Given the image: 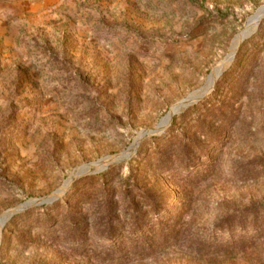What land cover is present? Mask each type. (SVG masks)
<instances>
[{
    "label": "rangeland",
    "instance_id": "374dc122",
    "mask_svg": "<svg viewBox=\"0 0 264 264\" xmlns=\"http://www.w3.org/2000/svg\"><path fill=\"white\" fill-rule=\"evenodd\" d=\"M263 6L0 0V264H264Z\"/></svg>",
    "mask_w": 264,
    "mask_h": 264
},
{
    "label": "bare ground",
    "instance_id": "6f19581e",
    "mask_svg": "<svg viewBox=\"0 0 264 264\" xmlns=\"http://www.w3.org/2000/svg\"><path fill=\"white\" fill-rule=\"evenodd\" d=\"M257 14H258V13H257ZM262 18H264V13L259 12V14L256 15V17L250 22V25L248 26V28H246L242 33H240L239 36L236 38V40H235V42H234V44H233V46H232V49H231V51H230L231 54L229 53L230 56L228 55V57H227L224 61H222V63H224V62L227 61V60H230V59L232 58V56L234 57V55H235L234 53L236 52V50H237L238 47L240 46L241 41L244 39V37H246V35H247L249 29H250L253 25L258 24L259 21H260ZM231 60H232V59H231ZM204 96H205V94H198V93H195V94L191 95V97L188 99V101H186V102H184V103H182V104H180V105H177V104L174 105V106L172 107L171 112L169 113V116H168L167 118H165V119L162 121V123L159 124V125L157 126V127H158V131H157V132H158V133H162V132L168 127L169 123L171 122V120H172V119H171L172 116L174 117V115H175L176 113H179L181 109H183V108H188V107H190V106H192V105L198 103V102H199ZM140 141H141V135L139 136L138 140L135 142V144L133 145V147H132V148H131V149H130L125 155H123L119 160H122V161L127 160V159L132 155L134 149L136 148L137 144H138ZM110 161H111V159H110V160L108 159L106 162H105V161H101V162H102V163H105L106 165H108ZM122 161H119V162H122ZM102 168H104V166H102L101 169H102ZM89 170H90V169H87V168H81V169H79L78 171L75 170V171H74V174H73L72 181H74V180L77 178V176L79 175V173H81V172H83V171H89ZM97 170H99V169H97ZM69 184H70V183H69ZM69 184H68V185H69ZM68 185L64 186V187L61 188L60 190L64 191V190L68 187ZM10 214H11V213H10ZM7 218H8V216H7V214H6V215H4V216L0 219V238H1V231H2V228H3L4 224H5V222L7 221Z\"/></svg>",
    "mask_w": 264,
    "mask_h": 264
},
{
    "label": "water",
    "instance_id": "95a60500",
    "mask_svg": "<svg viewBox=\"0 0 264 264\" xmlns=\"http://www.w3.org/2000/svg\"><path fill=\"white\" fill-rule=\"evenodd\" d=\"M258 12H262L264 13V6L261 7ZM257 12V13H258ZM215 85V84H214ZM191 97V95H189L188 97H186L185 99L179 101L177 103V105H180L186 101H188V99ZM172 110V108H171ZM171 112V111H170ZM177 114V113H176ZM171 123V122H170ZM158 131V127H155V128H152V129H147L145 131H143L140 135H141V140L143 139H146L148 137H151V136H155L157 134H160L157 132ZM140 143V142H139ZM139 143L137 144V146L139 145ZM123 155L125 154H121V155H117V156H114L111 158V161L109 162L110 163H114V162H119V161H122V160H119ZM108 164V165H109ZM104 166L106 167L107 165L105 163H102L101 161L100 162H97V163H90V164H85V165H82L80 167H78L76 170L78 171L79 169L81 168H87V169H101V167ZM70 187V186H69ZM69 187H67L64 191L62 190H57L55 191L52 195L50 196H47L45 198H43L42 200H37V201H34L32 202L33 204H42V203H50V202H53L54 200H56L57 198H59ZM7 213H12V211H9ZM6 213V214H7ZM6 223V222H5Z\"/></svg>",
    "mask_w": 264,
    "mask_h": 264
}]
</instances>
